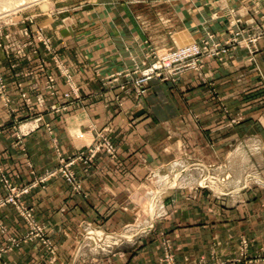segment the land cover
<instances>
[{
  "label": "crops",
  "instance_id": "crops-1",
  "mask_svg": "<svg viewBox=\"0 0 264 264\" xmlns=\"http://www.w3.org/2000/svg\"><path fill=\"white\" fill-rule=\"evenodd\" d=\"M68 12L70 15L64 23L59 21L58 15L42 22L80 86L85 113L80 114L82 121L78 118L72 123H66L59 115H46L45 119L55 124L60 148L70 153L81 140L80 133L87 129V124L102 127L112 117V123L117 126L113 138L119 147V157L107 162L99 160L91 167L89 175H83V195L72 194L63 180H53L45 188L34 189L27 197L38 218L51 225V236L59 245L60 255L72 248L86 255L84 245L89 244V235L116 237L135 220L141 200L139 190L141 192L145 185L148 169L161 173L168 167L178 172L189 167L195 171L186 174L182 182L188 177L186 181L191 183L202 165L223 163L231 153L235 155L233 163L246 158L244 147H239L236 153L230 151L232 140L248 136L257 139L260 146L264 145L261 124L264 118L259 121L264 103L255 102L263 86L259 73L249 61L247 49L234 50L226 61L207 60L204 76L208 83L205 85L192 73L183 75L176 84L153 79L143 107L125 111L124 115L111 103L121 90L110 89L103 78L133 69L135 63L151 57L157 50L197 41L209 32L216 33L220 40L226 39L230 19L244 21L263 13L264 0H164L155 6L128 1L108 4L102 0H80L78 6ZM26 25L30 23H18L9 29L14 28L16 32ZM259 47L257 61L264 75V40L259 42ZM26 52L20 59H8L0 54L8 65L4 73L12 87L15 115L20 118L26 117L29 110L19 95V84L33 100L45 90L48 73L56 77L60 90L68 89L65 78L52 62L48 61L47 70L39 68L42 46L40 53H35L32 46L27 47ZM241 72L246 74L245 78L237 80ZM36 83L38 90L33 89ZM249 90H254L249 95L253 100L247 101L254 102L251 106L245 101V92ZM216 95L224 101H218ZM55 102L56 98L46 95L47 104ZM224 104L232 116L241 112L243 119L232 124L231 115L224 113ZM8 120L6 108L0 101V124ZM52 141L53 135L40 127L17 144L16 134L10 128L0 134V163L9 174L18 176L17 181H27L32 178L31 171L39 172L54 165L56 155ZM183 145L187 146L185 152ZM187 152L190 158L184 157L183 153ZM259 152L261 158L263 152ZM135 153L145 156L148 164L137 166L130 158ZM196 162L201 166L196 167L199 165ZM240 180L236 177L231 181L230 194L223 197L207 192L189 196L180 186L161 184L157 187L161 190V215L152 214L149 224L153 226L137 231L131 242L126 240L128 244L137 242L135 249L127 250L124 256L115 254L108 260L99 258L88 264H160L162 233L169 234L177 259L183 264L205 258L213 249L222 257H233L242 235L251 241L250 254L264 252V195L245 190ZM2 192L0 183V194ZM155 193L151 194L154 199L158 196ZM0 217L9 226V232L0 235V246L8 243L10 235L26 231L12 207L0 210ZM94 243L91 244L95 247L100 245L96 240ZM4 257L11 264H49L50 259L44 248L34 242L15 247ZM75 260L71 258L68 264H75ZM251 264H264V259Z\"/></svg>",
  "mask_w": 264,
  "mask_h": 264
},
{
  "label": "rangeland",
  "instance_id": "rangeland-1",
  "mask_svg": "<svg viewBox=\"0 0 264 264\" xmlns=\"http://www.w3.org/2000/svg\"><path fill=\"white\" fill-rule=\"evenodd\" d=\"M116 1L146 3L150 6H155L164 0H102V3L109 4ZM79 2L80 0H26V3L22 5L13 2L14 4L12 6L7 4L2 5L3 3H0V54L2 53L4 57L8 59L14 57L20 59L27 55V47L32 46L35 53H40V48L42 46L43 52L38 58L39 68L41 70H47L48 61L52 62L54 67L65 78V83L68 85L67 90H60L57 85L56 77L52 73H48L43 86L45 90L40 91L36 95V100H33L29 96V93L19 84V95L21 100L27 105L29 114L24 118L17 117L15 115L16 108L12 106V87L4 73V69L8 67V65H5L0 58V101L6 108L9 117L8 122L0 124V134L11 128L16 134V142L19 144L23 143L24 137L30 132L40 127H45L51 135H53L52 142L56 155L53 166L39 172L31 171L32 178L23 182L17 181L16 177L18 176L9 174L6 167L0 163V183L3 189V192L0 194V210L5 207H12L21 217L26 229L24 233L10 235V237H8V243L0 246V264H11L10 261L5 259V254L12 251L15 247L29 242L38 243L44 248L47 256L50 258L49 264H68L71 258L76 259L75 264H88L99 258L108 260L109 256L115 254L124 256L129 252L127 250L132 252L138 245L137 242L128 244L126 240L131 242L134 238L133 235L137 231L152 225L149 224L152 214L154 216L161 215V205H163L162 201L159 199V195H161L159 191L161 190L157 188L161 184L180 186L181 190L185 191V194L189 196H196L197 193L207 192L215 197H223L228 195L232 189L230 186L232 184H230V182L235 181L236 177H239V179H241L240 182H242V185L246 188L245 190L254 191L258 195H264V145L260 146L261 143H259L257 139L254 140L253 137L245 136L242 139L232 140L230 144L231 152L236 153L239 147H244L246 149L247 155L244 160L233 163L235 159H233V157H235V155L231 153L228 155V158L226 157L227 160L223 163H209L206 166H201L196 162L199 164L196 167H201L197 172L196 179L190 181L191 183L186 181L188 177L182 182V178L186 174L195 171L189 167H184L182 170H179V172L175 168V173L172 169L170 171L169 167L167 168L168 170H163L161 173H158V171L154 169H148L149 171L144 177L145 185L141 189V192L139 190V198L141 200L137 217L132 223H129V225L125 227L124 231L119 233V236L109 238L100 235V237L89 235V244L87 243L84 245V249L88 252L86 255L84 253H76V251H73V248L67 250V252L64 253L65 256H63L64 254L60 255L59 245L51 236V225L38 218L36 209L34 205L29 202L27 196L34 189L45 188L53 180H63L72 194L83 195L85 194V176L83 175H89L91 173V167H93L97 161L102 160L103 162H107L116 160L119 157V147L113 138V133L117 130V126H115V123H112V117L102 127L87 124V129L83 133H80L82 138L79 136V139L81 140L77 142L75 149L70 153H65L60 148L57 139V131H55V124L45 119L46 115H59L66 123L67 121L72 123V121L75 119L78 120V118L79 121H82L80 114L85 113L83 111V109H85V99L83 95H81L80 86L73 73L70 72L68 65L63 61L59 50L54 46L52 38L47 34L45 23L42 22L44 19L47 20L58 15L59 21L64 23L67 19L66 17L70 15L68 12L69 9L77 7ZM18 23H30V25H26L21 28L20 31L16 32L14 28L9 29V27H13ZM228 27L229 34L226 39H218L217 34L213 32H209L204 36L206 37L208 34H214L216 40L226 47V52L205 58L198 69H186L181 75L176 78L174 77V79L164 80L162 78L153 77L145 84L143 92L137 90L134 81V79L140 75L139 69L145 68L146 65H152L156 61L155 59L158 55L167 51L176 50L195 41L176 47L157 50L152 53V56L150 55L151 57H148L140 63H135L133 69H127L126 71L104 77L103 81L110 89L117 87L121 90L118 94L114 95V99L111 100V103L116 104L120 109V114L123 115L125 111L129 112L134 109H141L143 107V99L148 91V86L153 79L176 84L183 75L192 73L205 85L208 83L204 76L207 60L213 58L226 61L231 53L238 48L247 49L249 61H251L254 66L253 68L256 69L261 77V86H263L262 94L254 101L256 103H264V75L257 61V55L260 52L259 42L264 40V12L258 13L257 16L250 17L244 21L240 18L230 19ZM204 37L197 41H201ZM23 38H26L27 41H23ZM245 75L246 74L243 72L239 73L237 75V80H243ZM123 77L127 80L122 79ZM33 89H39L37 83L33 86ZM253 93L254 90L245 92V101L248 106L254 103L253 101H251L250 104L247 102L253 100V97H249V95ZM46 95L56 98L57 102L47 104ZM216 99L220 102L224 101L223 98L219 96H217ZM78 108L82 110L80 113L76 111ZM223 109L225 114L231 115L232 124L239 123L243 119L241 112L232 116L226 104H224ZM111 116H113V114ZM261 117L264 118V109L260 115L259 121H261ZM261 124L264 127V122H261ZM182 149L185 152L187 146L183 145ZM259 151L263 152L261 158L258 156V153H260ZM183 155L185 158H190L188 152L183 153ZM130 158L136 161L137 166L148 164L146 157L141 154L132 155ZM196 163L191 164L194 165ZM119 165L122 166L123 163H119ZM178 168L180 167H177V169ZM170 172L173 174L170 175ZM153 193H155L156 196L158 195L157 198L155 197L154 199V196L151 195ZM8 232V224L0 217V235L4 236ZM95 240L96 243L99 242L100 245L96 247L92 245L95 244ZM250 243V239L242 235L238 239L237 254L235 256L222 257L213 249L209 256L205 258L200 257L193 263L188 260L189 263L187 264H251L255 261L263 260L264 252L256 253L255 255L250 254ZM159 263L183 264L177 259L174 244L167 233H162L161 235V255L159 257Z\"/></svg>",
  "mask_w": 264,
  "mask_h": 264
},
{
  "label": "built area",
  "instance_id": "built-area-1",
  "mask_svg": "<svg viewBox=\"0 0 264 264\" xmlns=\"http://www.w3.org/2000/svg\"><path fill=\"white\" fill-rule=\"evenodd\" d=\"M223 52H226V47L216 40L214 34H208L199 42L195 41L176 50L164 52L157 56L152 65L139 69L140 75L134 79L136 88L143 92L145 84L151 78L174 79L186 69H198L205 58Z\"/></svg>",
  "mask_w": 264,
  "mask_h": 264
},
{
  "label": "bare ground",
  "instance_id": "bare-ground-1",
  "mask_svg": "<svg viewBox=\"0 0 264 264\" xmlns=\"http://www.w3.org/2000/svg\"><path fill=\"white\" fill-rule=\"evenodd\" d=\"M13 2H17L19 3L18 5H22L24 3H26V0H0V3H3L2 5H9L12 6L14 3ZM1 9V8H0Z\"/></svg>",
  "mask_w": 264,
  "mask_h": 264
}]
</instances>
